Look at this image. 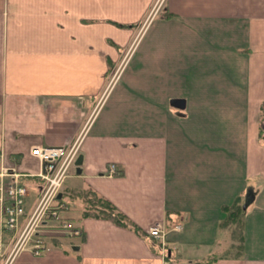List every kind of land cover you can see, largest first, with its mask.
Wrapping results in <instances>:
<instances>
[{
  "label": "crops",
  "instance_id": "1",
  "mask_svg": "<svg viewBox=\"0 0 264 264\" xmlns=\"http://www.w3.org/2000/svg\"><path fill=\"white\" fill-rule=\"evenodd\" d=\"M158 2L0 0V172L28 187L22 225L44 185L34 147L84 155L61 199L82 233L9 260L7 231L0 264H164L161 220L176 264H264V0ZM88 188L141 231L82 217Z\"/></svg>",
  "mask_w": 264,
  "mask_h": 264
},
{
  "label": "built area",
  "instance_id": "2",
  "mask_svg": "<svg viewBox=\"0 0 264 264\" xmlns=\"http://www.w3.org/2000/svg\"><path fill=\"white\" fill-rule=\"evenodd\" d=\"M124 67V62L114 74L112 83L116 81ZM80 149L79 142L71 146L48 145L34 147L33 153L43 161V169L40 173L44 181L41 196L33 213L27 222L22 225L28 187L14 178L11 181L4 177L19 174L10 172L7 168L0 172V203L2 218L0 221V254H3L4 233L9 231L13 235L15 244L9 256V260L20 250L30 249L34 254H42L46 248L45 235L65 234L75 236L81 233V229L66 219L61 212L64 204L59 197L64 183L75 167V162ZM116 164H111L109 174H116ZM167 227L165 221H157L149 227L150 236L162 244L164 249V264H176L168 258Z\"/></svg>",
  "mask_w": 264,
  "mask_h": 264
},
{
  "label": "trees",
  "instance_id": "3",
  "mask_svg": "<svg viewBox=\"0 0 264 264\" xmlns=\"http://www.w3.org/2000/svg\"><path fill=\"white\" fill-rule=\"evenodd\" d=\"M162 17L171 18L172 14L168 12H164L162 14ZM78 194L84 199L86 203V208L83 211L82 217L94 216V217L109 218L122 226L132 228L136 231H141L140 227L135 223H133L124 212H122L110 200L99 195L92 188L82 190ZM63 197L64 195L62 196V198ZM226 209H228L227 211H229L228 214L232 222H237L238 227H241L242 207L238 205V203H235V205L228 206L226 207ZM240 239L242 240V235Z\"/></svg>",
  "mask_w": 264,
  "mask_h": 264
},
{
  "label": "rangeland",
  "instance_id": "4",
  "mask_svg": "<svg viewBox=\"0 0 264 264\" xmlns=\"http://www.w3.org/2000/svg\"><path fill=\"white\" fill-rule=\"evenodd\" d=\"M159 2H160V0H159ZM158 2V3H159ZM158 6V4L154 7V9H153V11H152V13L155 11V9H156V7ZM157 12L155 13V16H154V18L152 19V21L157 17L158 19H159V17L160 18H163L162 17V14H163V11H162V9L161 8H157ZM162 12V13H161ZM151 17V16H150ZM150 17L148 18V21L150 20ZM144 28V25H142V27H141V29H143ZM142 40V39H141ZM142 41H140L139 43H138V45H137V49H138V47H139V45H140V43H141ZM136 50V49H135ZM134 50V53L133 54H135V51ZM84 206V205H83ZM64 209L62 208L61 209V212H62V214L64 215V213H65V211H63ZM67 212V211H66ZM70 214V213H69ZM68 213L66 214V215H69ZM66 218V217H65ZM71 222V221H70ZM75 225V224H74ZM75 226H77V225H75ZM78 227V226H77ZM79 229H80V227H78ZM233 228L235 229L234 230V233L236 234L235 236H234V239H235V244L238 246V248L237 249H239V245H240V238H241V235H240V231H239V228H238V225H233ZM81 233H82V230H81ZM80 233V234H81ZM80 234H78V235H80Z\"/></svg>",
  "mask_w": 264,
  "mask_h": 264
},
{
  "label": "water",
  "instance_id": "5",
  "mask_svg": "<svg viewBox=\"0 0 264 264\" xmlns=\"http://www.w3.org/2000/svg\"><path fill=\"white\" fill-rule=\"evenodd\" d=\"M171 104L175 107H178V108H184L186 105V99H184V98H173V99H171ZM83 163H84V155L81 153L78 155L76 162H75V164L78 168V173H81V171H82L81 167H82ZM62 196H63V193L61 192L59 194V197L62 198ZM78 248H79L78 246H74V249H78Z\"/></svg>",
  "mask_w": 264,
  "mask_h": 264
}]
</instances>
